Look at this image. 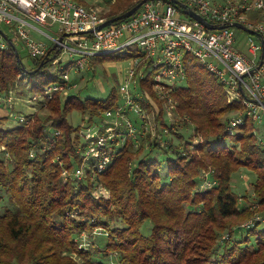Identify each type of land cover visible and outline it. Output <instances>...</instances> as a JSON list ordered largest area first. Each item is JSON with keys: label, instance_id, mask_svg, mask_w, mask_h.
<instances>
[{"label": "trees", "instance_id": "16d2710c", "mask_svg": "<svg viewBox=\"0 0 264 264\" xmlns=\"http://www.w3.org/2000/svg\"><path fill=\"white\" fill-rule=\"evenodd\" d=\"M141 1L115 0L105 17L120 16ZM57 54L51 47L35 59L31 70L43 65L26 76L33 94L60 79L64 69L48 70ZM184 67L185 81L172 94L178 112L189 120L186 124L195 127L191 140L183 147L171 143L165 148L150 139L138 148L128 145L96 176L99 183L88 178L63 182L59 162L67 168L80 162L77 148L83 140L80 126L69 122L72 110L91 123L116 107L120 97L115 88L105 99H82L76 93L57 96L32 116L29 125L17 122L10 127L6 125L10 114L0 116V154L6 158H0V203L7 198L11 204L0 207V264H108L113 254L119 256V264H264V230L256 226L232 241L235 226L264 211V145L249 118L237 135L228 136L225 117L241 104L229 103L222 83L190 53L184 55ZM20 73L14 48L8 44L0 49V95L15 88ZM144 86L154 98L148 81ZM56 131L60 134L54 138ZM196 137L203 141L192 148ZM229 138L239 147H228L224 141ZM144 151L166 156L169 182L161 181L163 163L148 159ZM242 167L257 175L255 208H241L233 191V175ZM209 170H214L217 185L194 193L201 173ZM103 189L106 195L97 192ZM147 220L152 224L149 235L141 230ZM97 227L108 232L104 248H78L79 235ZM225 231L230 238L217 254L216 242ZM70 250L82 261L71 258Z\"/></svg>", "mask_w": 264, "mask_h": 264}, {"label": "built area", "instance_id": "2783aa9c", "mask_svg": "<svg viewBox=\"0 0 264 264\" xmlns=\"http://www.w3.org/2000/svg\"><path fill=\"white\" fill-rule=\"evenodd\" d=\"M177 1L185 7L172 0H147L129 18L98 29L106 18H101L96 8H87L78 0H0V49L6 48L9 41L14 47L19 42L25 55L40 59L49 50L46 43L33 36L41 33L54 42L58 54L53 62L68 61L60 67L64 72L58 82L43 86L40 94L25 100L34 110L30 114L19 112L16 115L19 124L29 125L42 106L57 96L70 95L76 86L71 83L69 71L82 72L92 57L126 50L134 59L119 84L116 107L101 113L99 129L91 132L87 128V132L79 133L83 141L77 153L82 161L71 168L59 162L63 182L88 178L99 183L96 176L113 164L117 152L131 144L138 148L144 139L168 148L172 140L168 138L166 143L167 136L173 137L180 125L178 103L172 92L186 78V53L195 56L218 78L229 103L244 106L245 113L228 120L229 136L237 135V129L247 118L255 123L263 120L264 0ZM184 9L198 13L212 25L224 27L208 29L185 14ZM34 23L57 26L59 36H51ZM233 23H240L253 33L229 26ZM240 32L249 34L243 41L248 45L247 54L238 43ZM26 76L21 69L18 79L31 90ZM146 81L154 98L144 86ZM15 99L18 98L13 90L0 95V107L14 109ZM59 134L54 132V138ZM216 185L217 182L206 177L201 190ZM253 219L264 223V214L256 213Z\"/></svg>", "mask_w": 264, "mask_h": 264}, {"label": "rangeland", "instance_id": "374dc122", "mask_svg": "<svg viewBox=\"0 0 264 264\" xmlns=\"http://www.w3.org/2000/svg\"><path fill=\"white\" fill-rule=\"evenodd\" d=\"M88 1V0H87ZM91 3L96 2H100L102 0H89ZM109 5L108 2L105 6V8H100L98 11L100 17L103 16H107L106 14L108 13L106 10L109 9ZM182 17H185V15H181ZM35 25H37L39 28H41L42 30H44V32H48L53 36H58L59 33L57 32V27H48V26H43L37 23H34ZM233 27V26H232ZM3 28H6V26H3ZM241 35L238 37V43L240 45V47L242 48V51H244V53L247 54V50H248V45H244L243 41L244 38L247 39V37L249 36V34L244 33V32H240ZM33 35L40 41H43L44 43H46L49 46H52L54 44V42L50 41L49 38H47L44 35H39V34H34ZM19 48H20V56H21V60L23 62V64L25 65V68L27 70H31L33 69L34 62L31 60V57L25 55L22 52L21 49V44L18 42L17 43ZM126 50H124V52H116V54H126L125 52ZM192 57L195 60H198L195 56L192 55ZM134 59H132V57H126V58H122V59H116L113 57H106V56H95L91 58V62L86 64L85 68H83L80 73H76L73 70L69 71L70 72V77L71 79V83L73 84V86L75 89L72 91V94H78V96L82 99L84 98H95V99H105L106 97H108L111 93V91L113 90V88L116 89V91L118 92V87L120 82L125 78L126 75V69H128ZM68 63V61H66V59L64 61H62L61 65L65 66ZM59 64L58 61H54L50 67L48 68L49 71L53 72L54 70H56V68H58L59 66H61ZM91 65V66H90ZM148 73V71H146ZM182 85V83H179L176 87ZM12 89V88H11ZM23 90L25 91V95L29 96L28 98H30L33 93L31 91H29V87L26 86V83L21 80L19 83H17L15 85V88L13 87V91H19L20 93L23 92ZM16 97H18L16 95ZM27 98V99H28ZM25 98V100H27ZM17 101H19L18 99L14 100V104H13V108H14V112L6 107V106H2V108H0V116L9 113L11 115V118L8 119V121L6 122L7 126H15L17 124V119H16V115L18 113H16V108L18 106V108L21 111H26L25 108L26 106L22 105L21 103L17 105ZM26 104V101H24ZM122 100H119V103H121ZM241 104V103H238ZM158 105L161 108V103H158ZM37 106V105H36ZM38 107V106H37ZM242 108L239 109H234L233 111L229 112L226 117V125H225V132L227 133V135L229 136V133L226 130L227 127V123L228 120L231 118V116L236 115V114H240V113H245L244 110V106L241 104ZM12 111V112H11ZM30 111V109H29ZM44 110H39L38 113L43 112ZM1 113H3L1 115ZM24 113V112H22ZM29 113V112H28ZM27 114V113H25ZM30 114V113H29ZM178 115H180V120H179V127L177 132L174 134V136H167L165 142H168V138L172 140V145L174 146H182L184 145V142H188L187 139L191 140V136L194 134L195 131V127L193 124L188 123L186 124L187 121H189L186 117H183L181 115L180 112H178ZM135 118V117H133ZM261 122H253L255 125V134L259 140V142L264 145V115L262 116ZM102 118L99 117L95 120H93L91 123H88L87 120L85 119V116L82 115V113L78 110H72L71 114H69V122L71 125L73 126H80L81 130L80 132H87V128H90V131H95L97 129H99V126L101 124ZM245 123V121L243 122V124ZM185 124V126H184ZM242 126V125H241ZM238 130V129H237ZM184 138H183V137ZM182 137V138H181ZM233 137V136H230ZM202 142L203 139H201L200 137H196L192 139V148H194V145L197 142ZM211 143L213 145L216 144L215 139H211ZM224 143L228 146H234L235 144L232 142L231 138L226 139L224 141ZM237 148L239 147V144L235 145ZM169 148V143L168 146ZM142 155H145L148 159H158L160 162L163 163V166L161 168V176L162 182H169V177L166 175L167 174V163H166V156L164 154L161 153H153L150 154L149 151H144ZM0 158H5V156H3V153L0 154ZM80 162L82 161V158L79 157ZM207 177L208 180L215 181L217 182L216 178H215V172L214 170H209L207 172H203L200 175V178L198 180V183L195 187V189L193 190L194 193H203L209 190H201V184L205 181V178ZM257 179V175L255 172L249 170L246 167H242L239 172H236L233 175V191L239 196V206L241 208H252V207H256L257 206V202L259 201L258 197L255 195L254 193V184L255 181ZM215 187V186H214ZM212 190V189H211ZM100 192V195H102V192L104 193L103 195H106L105 190L103 189L102 191H97ZM99 195V193L94 192V196ZM11 204L8 202V199L6 198L4 202L0 203V207L2 209H4L5 207H10ZM258 214H264L263 212H256ZM255 216V214L253 215V217ZM253 217H251L249 220H247L246 222H244L243 224H241L240 226H235L233 228L234 230V236L232 238V241L235 240H239L241 239V237H245L248 232L249 229L254 228L256 226L257 229L256 230H264V223H257L255 222V220L253 219ZM253 219V220H252ZM142 232L145 235H149L151 233L152 230V224L150 220H147L146 222H144L143 226L141 227ZM108 234V232L103 229L102 227H97L95 228L92 232H83L79 235V242H78V248H82L83 251H89L90 249L95 250L97 248H104L105 246V240H106V235ZM230 238V233L228 231H225L223 233H221V236L218 238L217 242H216V246H215V252L218 254L222 249V247L224 246V243L226 241H228ZM69 256L71 258H73L75 261L81 262V257L78 256V254H76L74 251H69ZM108 262V264H119V256L116 254L110 255L109 259L106 260Z\"/></svg>", "mask_w": 264, "mask_h": 264}, {"label": "water", "instance_id": "95a60500", "mask_svg": "<svg viewBox=\"0 0 264 264\" xmlns=\"http://www.w3.org/2000/svg\"><path fill=\"white\" fill-rule=\"evenodd\" d=\"M147 0H142L141 2H139L137 5H135L132 9H130L129 11H127L126 13L120 15V16H117L115 18H112V19H109V20H105L102 24H100L98 26V29H101L103 27H106L108 25H111V24H114L120 20H125L127 18H129L130 16L134 15V13H136L140 7L146 2ZM173 2L181 5L183 8L185 7L184 4L178 2L177 0H172ZM184 13L187 14L188 16L200 21L201 23H203L204 25H206V27L208 29H219V28H222L224 26H216V25H212L210 24L209 22H207L201 15H199L198 13L194 12V11H190L188 9H184ZM229 26H233V27H236L238 29H241L243 31H246V32H252V30L248 29L247 27H245L244 25L240 24V23H233ZM64 35H67V34H64ZM63 38V37H62ZM62 38L60 39V41H62ZM9 43L11 44L12 48H14V51H15V54H16V58H17V61L19 63V65L21 66V69L26 73V74H33L34 72H36L37 70H39V68L43 65V64H40V66L38 68H36L35 70H27L25 68V65L23 64L22 60H21V57H20V54L17 50L16 47H14L15 45L9 41ZM31 60L35 63L36 60L34 58H31Z\"/></svg>", "mask_w": 264, "mask_h": 264}, {"label": "crops", "instance_id": "0c3cea01", "mask_svg": "<svg viewBox=\"0 0 264 264\" xmlns=\"http://www.w3.org/2000/svg\"><path fill=\"white\" fill-rule=\"evenodd\" d=\"M81 4H83V5H85L87 8H96L98 11H100L99 9L100 8H105V6H106V4H107V2H108V4H110L111 5V3H114L115 2V0H102V1H100V2H94V3H91L89 0L87 1V0H78ZM215 1H224V0H215ZM110 5H109V9H110ZM109 9L108 10H106L107 12L109 11ZM251 17L252 18H255L253 15H251ZM101 18H106V17H103V16H101ZM48 27H50V28H52V27H54V26H48ZM55 27H57V26H55ZM57 32H58V27H57ZM48 33V32H47ZM34 34H38V33H34ZM41 34V33H40ZM39 34V35H40ZM48 34H50V33H48ZM51 35V34H50ZM34 36V35H33ZM45 36V35H44ZM51 36H53V35H51ZM59 36V35H58ZM35 37V36H34ZM47 37V36H46ZM54 37H57V36H54ZM36 38V37H35ZM48 38V37H47ZM37 39V38H36ZM38 40V39H37ZM40 41V40H39ZM50 41H52L51 39H50ZM41 42V41H40ZM43 42V41H42ZM53 42V41H52ZM54 45V44H53ZM53 45L52 46H49L48 45V48L50 49L51 47H53ZM21 57V56H20ZM34 65H35V63H34ZM60 65H61V63H60ZM62 66V65H61ZM61 66H59V67H61ZM184 81L185 80H183L181 83L183 84L184 83ZM15 95H17L18 97L17 98H19V101H17L18 103H17V105L18 104H20L21 103V105H22V102H23V105H25L26 106V108H25V110L26 111H21L19 108H18V106H17V108H16V113H19V112H24V113H30L32 110H34V108L32 107V105L29 103V104H26L24 101H25V98L27 99L29 96H26L25 95V91L23 90V92H19V91H15ZM29 109H30V111H29ZM12 111L14 112V109H12ZM11 111V112H12ZM3 113H1V115H2ZM4 114H5V112H4ZM10 118H11V115H10Z\"/></svg>", "mask_w": 264, "mask_h": 264}]
</instances>
